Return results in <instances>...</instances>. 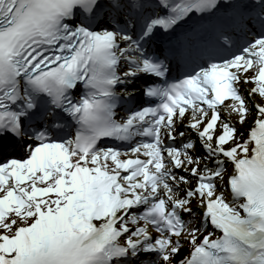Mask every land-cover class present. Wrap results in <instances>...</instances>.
I'll return each mask as SVG.
<instances>
[{
	"label": "snow or ice",
	"instance_id": "6c2138e0",
	"mask_svg": "<svg viewBox=\"0 0 264 264\" xmlns=\"http://www.w3.org/2000/svg\"><path fill=\"white\" fill-rule=\"evenodd\" d=\"M0 264H264V0H0Z\"/></svg>",
	"mask_w": 264,
	"mask_h": 264
},
{
	"label": "bare ground",
	"instance_id": "6f19581e",
	"mask_svg": "<svg viewBox=\"0 0 264 264\" xmlns=\"http://www.w3.org/2000/svg\"><path fill=\"white\" fill-rule=\"evenodd\" d=\"M251 74V73H249ZM251 87H253L252 84H248V85H242L243 89H250ZM245 96H247V91L244 92ZM252 102H260V98L259 96H255L252 98ZM255 115V109H253V116ZM253 124V119L249 118V120L247 121V123L241 128V131H245V129L249 128L251 125ZM245 135H247V133L245 132ZM199 211V209L196 210V213ZM187 254V246L184 247V249L182 250L180 256H183ZM180 257H177V259H179Z\"/></svg>",
	"mask_w": 264,
	"mask_h": 264
}]
</instances>
